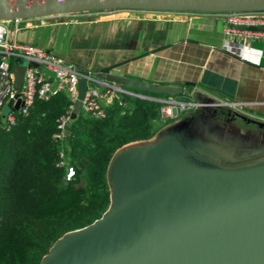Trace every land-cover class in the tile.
Here are the masks:
<instances>
[{
	"label": "trees",
	"instance_id": "trees-1",
	"mask_svg": "<svg viewBox=\"0 0 264 264\" xmlns=\"http://www.w3.org/2000/svg\"><path fill=\"white\" fill-rule=\"evenodd\" d=\"M69 104L63 92L35 100L11 130L0 128V264H41L62 237L100 220L110 204L107 174L113 156L128 144L151 139L160 122L158 102L121 94L105 107V118L79 112L63 139L53 140L56 120Z\"/></svg>",
	"mask_w": 264,
	"mask_h": 264
},
{
	"label": "crops",
	"instance_id": "crops-1",
	"mask_svg": "<svg viewBox=\"0 0 264 264\" xmlns=\"http://www.w3.org/2000/svg\"><path fill=\"white\" fill-rule=\"evenodd\" d=\"M223 17L224 12L109 9L63 14L43 25L39 19L11 25L19 30L12 33L17 43L38 46L82 72L182 86L192 99L235 104L264 120V43L247 42L250 51L244 56L226 51L223 43L237 39L225 35ZM167 123L175 128L184 122ZM166 125L158 122L151 139L128 144L115 155L155 142ZM258 155L264 159V151Z\"/></svg>",
	"mask_w": 264,
	"mask_h": 264
},
{
	"label": "bare ground",
	"instance_id": "bare-ground-1",
	"mask_svg": "<svg viewBox=\"0 0 264 264\" xmlns=\"http://www.w3.org/2000/svg\"><path fill=\"white\" fill-rule=\"evenodd\" d=\"M224 191L257 195L264 192V178L202 186L197 192L179 188L151 193L143 200L130 198L103 229L67 248L53 264H264L262 250L235 257L204 253L218 247L228 237L227 233L256 232L257 228L253 230L250 225L254 220L264 221V205H247L248 208L242 209L248 216L238 217L233 228L218 232L213 244L207 245L209 234L215 232L214 221H225L217 213L210 214L219 211L221 206L214 200L227 193ZM193 218L204 225L197 233L204 235V241L208 240L203 246L198 236L202 242H194L187 235L186 222ZM199 250L201 253H195Z\"/></svg>",
	"mask_w": 264,
	"mask_h": 264
},
{
	"label": "rangeland",
	"instance_id": "rangeland-1",
	"mask_svg": "<svg viewBox=\"0 0 264 264\" xmlns=\"http://www.w3.org/2000/svg\"><path fill=\"white\" fill-rule=\"evenodd\" d=\"M7 27L10 32L13 31L11 24ZM11 63L14 66L27 65L22 58H13ZM92 74L95 76V73ZM173 98L186 103L192 100L188 95ZM193 99L203 106L192 107L171 120L172 125H176L173 123L177 121H183L182 126L169 127V123L165 121L167 125L162 131L159 130L158 140L156 137L159 132H156L155 142L146 146L142 144L126 148L127 150H121L114 155L111 162L113 166L107 174L110 204L105 215L119 207L122 196L127 197V200L143 199L145 189L149 185L184 180L196 181L205 176L219 178L222 175L234 174L255 178L264 174V159H256L260 156L259 152L264 151L261 144L264 142V120L246 117L232 107H213L211 100L208 101L207 98L196 96ZM219 108H226V112ZM6 112V109L2 110L3 115ZM160 122L164 123L161 120ZM142 173L149 176L145 175L137 186L135 182ZM105 215L80 233L104 225ZM71 235L69 233L58 240L43 258L42 264H47L52 255H57L61 242ZM75 239L76 237L68 239L66 244Z\"/></svg>",
	"mask_w": 264,
	"mask_h": 264
},
{
	"label": "water",
	"instance_id": "water-1",
	"mask_svg": "<svg viewBox=\"0 0 264 264\" xmlns=\"http://www.w3.org/2000/svg\"><path fill=\"white\" fill-rule=\"evenodd\" d=\"M113 10V9H142V10H168V11H198V12H230V11H239V10H255V9H264V0H0V20L11 22V21H20L36 18H45L52 16H59L68 13L81 12V11H92V10ZM239 30H248V31H264V27H255V26H238ZM35 67L36 65H32ZM26 66L15 65L13 66V72L15 74V88L20 91L23 85V74ZM95 77L106 82L116 83L121 86H124L129 89H134L142 92H146L153 95H166L169 97L186 95L189 93V89L183 88L182 86H162L154 85L151 83H146L142 81L133 80L130 78H125L106 72H99L95 74ZM86 89V81L80 79L78 82V97L73 104V109L70 113V122L66 124L65 130L68 131L71 126V122L74 121L81 108V100L84 96ZM142 96V95H141ZM147 99H153V97H145ZM143 99V98H142ZM12 101L7 103V108H11ZM21 105L20 101H17L14 110H17ZM171 171V170H166ZM148 174H141L136 185H140L143 177ZM149 176V175H148ZM159 176V175H157ZM264 174L257 176L255 178H246L244 175H240L238 178H208L203 177L197 179L196 181L184 180L181 182H163L157 185H149L145 189L144 198L151 193H156L159 191L170 190V189H179V188H191L194 192H197V189L202 186H219L220 184L234 183V182H256L262 180ZM202 179H207L203 181ZM227 193H221V197H215V204H219L221 207L219 211H212L210 214L213 215L217 213L220 217H223L224 220L214 221L215 232L209 234L210 241L203 239L204 235H198L197 233L204 226L200 219H191L188 220L185 226L187 230V235L189 238L193 239L194 242H208L207 245L213 244L214 238L218 232L225 230L226 228H233L234 222L238 217L241 219L244 216H248L247 212H244L242 209L247 205L252 206H262L264 205V192L254 194H247L244 192L235 193L234 191H224ZM143 198V199H144ZM138 199V200H143ZM127 201V197L122 196L119 200V207L112 211L110 214L105 215V223L102 226H97L94 229H89L85 233H80L81 230L72 232L71 236L68 238L76 237L75 240L66 244L64 240L61 242L60 251L57 255H52L50 261L47 264H53L54 261L62 256L67 248L76 244L77 242L84 240L85 238L92 236L98 233L101 229L105 227L106 224L114 217L117 210L120 206ZM121 204V205H120ZM241 208V209H240ZM253 208V207H252ZM238 209V210H237ZM242 210L243 212H239ZM106 213V212H105ZM103 215V216H104ZM253 219V218H252ZM99 221V220H97ZM95 221L93 224H95ZM254 222L256 223L254 225ZM92 224V225H93ZM91 225V226H92ZM89 226V227H91ZM251 228L256 230V232L251 231L244 233L241 232L238 235H235L233 232L227 233L228 237L225 238L222 242H219L218 247H214L209 250H205L204 253L208 254H222L226 256L232 255L233 257L238 255L253 254L260 250L264 251V221L254 220L250 225ZM87 227V228H89ZM84 228V229H87ZM198 236L201 240L197 239ZM243 236V237H242ZM196 251L195 253L200 252ZM201 253V252H200ZM42 264V263H41Z\"/></svg>",
	"mask_w": 264,
	"mask_h": 264
},
{
	"label": "built area",
	"instance_id": "built-area-1",
	"mask_svg": "<svg viewBox=\"0 0 264 264\" xmlns=\"http://www.w3.org/2000/svg\"><path fill=\"white\" fill-rule=\"evenodd\" d=\"M58 16L36 18L38 25H43L47 20L55 22ZM224 22L226 24L224 33L226 36L235 37L237 42L225 41L223 49L229 52L244 56L250 49L247 42L254 41L264 43V31L239 30L238 26L264 27V11L239 10L224 12ZM47 19V20H45ZM24 21V20H20ZM0 20V128L8 132L16 126L19 118H26L35 100L47 101L57 93H66L69 105L65 112L56 120V132L52 139L61 141L66 132L65 127L70 122V113L73 104L78 97V82L80 79L86 81V89L81 100L80 112L93 119L105 118V107L110 105L118 96L126 94L139 98L141 95L131 93L122 88L121 85L97 79L91 72H82L75 65L65 62L52 53L44 49L27 44L17 43L12 33L15 35L19 30L16 28L10 32L7 25L12 22ZM48 22V23H51ZM22 58L27 62L23 74V85L20 91L15 88V74L11 60ZM32 65H36L33 67ZM160 104L158 109L159 119L163 122L176 119L181 113L192 107H201L192 99L191 101H178L173 97L149 99ZM12 101L11 108H7V103ZM20 101L21 105L17 110L13 107ZM214 107L228 106L249 118H255L238 105L231 103L215 102ZM6 109V114L2 110ZM58 166L64 165V154L60 152ZM72 169H68L67 179L72 176Z\"/></svg>",
	"mask_w": 264,
	"mask_h": 264
}]
</instances>
